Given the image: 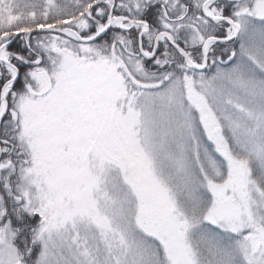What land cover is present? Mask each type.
I'll use <instances>...</instances> for the list:
<instances>
[{
	"label": "snow or ice",
	"instance_id": "obj_1",
	"mask_svg": "<svg viewBox=\"0 0 264 264\" xmlns=\"http://www.w3.org/2000/svg\"><path fill=\"white\" fill-rule=\"evenodd\" d=\"M0 264H264V0H0Z\"/></svg>",
	"mask_w": 264,
	"mask_h": 264
},
{
	"label": "rangeland",
	"instance_id": "obj_2",
	"mask_svg": "<svg viewBox=\"0 0 264 264\" xmlns=\"http://www.w3.org/2000/svg\"><path fill=\"white\" fill-rule=\"evenodd\" d=\"M14 2L16 3H20V4H30V3H34V2H38V0H14ZM19 46H14V44L12 45V49L16 50Z\"/></svg>",
	"mask_w": 264,
	"mask_h": 264
},
{
	"label": "trees",
	"instance_id": "obj_3",
	"mask_svg": "<svg viewBox=\"0 0 264 264\" xmlns=\"http://www.w3.org/2000/svg\"><path fill=\"white\" fill-rule=\"evenodd\" d=\"M16 45H17V46H19V44H18V43H14V46H16Z\"/></svg>",
	"mask_w": 264,
	"mask_h": 264
}]
</instances>
